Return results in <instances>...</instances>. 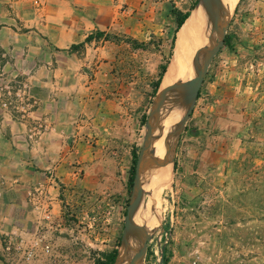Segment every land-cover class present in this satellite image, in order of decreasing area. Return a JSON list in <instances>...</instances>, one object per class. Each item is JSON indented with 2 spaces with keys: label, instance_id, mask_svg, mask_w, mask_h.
Instances as JSON below:
<instances>
[{
  "label": "rangeland",
  "instance_id": "obj_1",
  "mask_svg": "<svg viewBox=\"0 0 264 264\" xmlns=\"http://www.w3.org/2000/svg\"><path fill=\"white\" fill-rule=\"evenodd\" d=\"M199 2L114 0L116 12L83 13L88 24L53 26L54 40L71 30L62 44L46 34L51 26L21 25L24 40L12 36L13 45L0 46V105L27 124V138L45 160V179L53 181L46 185L60 222L57 229L37 217L15 222L5 251L20 232H27V245L40 230L53 251L39 246L27 261L24 249L14 248L9 252L22 254L14 259L96 264L103 252L120 248L133 154L174 64L176 13L192 14ZM233 6L231 41L210 66L173 162L146 176L135 219L136 236L147 244L144 264H164L166 257L167 264H264V0ZM43 105L49 109L41 111ZM185 110L164 108L155 149L173 141Z\"/></svg>",
  "mask_w": 264,
  "mask_h": 264
},
{
  "label": "crops",
  "instance_id": "obj_2",
  "mask_svg": "<svg viewBox=\"0 0 264 264\" xmlns=\"http://www.w3.org/2000/svg\"><path fill=\"white\" fill-rule=\"evenodd\" d=\"M113 2L114 0H0V46L7 49L10 44L13 45L12 36L23 41L24 37L19 36L21 25L40 31L51 26L46 34L55 44H62L63 39L72 36V32L70 30L65 36L61 34L60 38L54 40L52 34L57 35L58 31L50 32L53 26L55 29H64L66 25L71 27L70 24H88L83 13L116 12L117 6ZM54 21L57 26L53 24ZM41 109L46 111L49 107L43 105ZM27 127L24 121L0 105V264H26L14 259L21 258V253L4 250L7 235L15 222L27 223L33 217L38 218L30 209L29 188L38 182L53 183L45 179V174L48 173L45 160H42L39 150L29 142Z\"/></svg>",
  "mask_w": 264,
  "mask_h": 264
},
{
  "label": "water",
  "instance_id": "obj_3",
  "mask_svg": "<svg viewBox=\"0 0 264 264\" xmlns=\"http://www.w3.org/2000/svg\"><path fill=\"white\" fill-rule=\"evenodd\" d=\"M200 4L211 20L212 25L203 45L198 51V64L194 67L188 82L176 81L160 88L153 101L146 121L143 144L135 165L121 246L118 249V256L114 264H120L121 262L122 264H144L147 244L142 241L140 236H136L135 219L142 208L146 176L162 171L173 162L182 133L192 116L210 66L215 56L226 43L229 13L228 8L224 6L223 0H200L198 6ZM181 104L186 106V110L173 132L172 137L174 139L165 146V153L162 156H157L154 154L157 143L154 137L161 123L163 110L169 105L177 106ZM134 237L140 240L141 249L132 247Z\"/></svg>",
  "mask_w": 264,
  "mask_h": 264
},
{
  "label": "bare ground",
  "instance_id": "obj_4",
  "mask_svg": "<svg viewBox=\"0 0 264 264\" xmlns=\"http://www.w3.org/2000/svg\"><path fill=\"white\" fill-rule=\"evenodd\" d=\"M235 1L236 0H223L228 10L233 9L232 7H234L233 5ZM207 24H208V16L204 8L200 4V6L196 7L193 10V13L190 15V17L187 19V21L185 22V24L179 31V36L177 39V45H176L175 54L173 58L174 64L169 68V73L171 74L168 73L169 75H167L163 79L161 86L163 87L167 86L168 84L176 82L180 78L181 79L178 81L188 82L194 70V67L197 65V60L199 57L198 55L199 48L203 45L207 37V34L210 31V28L212 25V22L210 19H209L210 27ZM187 64H191V65H187ZM174 110L171 116L168 117L169 119L166 122L170 126H171L170 122L174 121V116L180 109L176 107ZM165 134L163 135L166 136ZM164 149L165 147L164 145H162L161 147H158L157 149L154 150V154L157 156H162L165 152L162 154L158 152H161ZM139 213L136 216L137 222L140 221ZM132 242H133L132 247L137 249L138 248L137 243L134 240ZM120 264H122V262Z\"/></svg>",
  "mask_w": 264,
  "mask_h": 264
},
{
  "label": "built area",
  "instance_id": "obj_5",
  "mask_svg": "<svg viewBox=\"0 0 264 264\" xmlns=\"http://www.w3.org/2000/svg\"><path fill=\"white\" fill-rule=\"evenodd\" d=\"M4 105L6 106V103ZM28 201L32 211L37 214L40 221L49 223L51 228H58L60 222L59 220H55L54 197L51 195L48 185L43 183L32 185L28 190ZM40 231H36L33 234L32 241L27 245H25V234H27V232H20L19 235H21V237L18 243L14 246L12 239H10L6 246V250L11 251L14 248L17 250L24 249V257L27 261H30L35 257L36 250L39 246H41L46 254L51 255L53 251L52 244Z\"/></svg>",
  "mask_w": 264,
  "mask_h": 264
},
{
  "label": "trees",
  "instance_id": "obj_6",
  "mask_svg": "<svg viewBox=\"0 0 264 264\" xmlns=\"http://www.w3.org/2000/svg\"><path fill=\"white\" fill-rule=\"evenodd\" d=\"M191 15V11H187L185 13H182V12H179L176 13V22H177V26H176V33L183 27V25L185 24V22L187 21V19L190 17ZM231 41V38L230 36H227V39H226V44L230 43ZM167 65H165L162 69V73L160 75V80L162 81L163 79V76L165 74V72L167 71ZM161 81L158 83V86L156 88V91H158L160 85H161ZM137 158H138V153L137 151H134V154H133V165H132V169H131V177H130V180H129V183L130 185L132 186L133 185V178H134V174H135V164H136V161H137ZM118 249H114L110 252H103L102 255H103V259H98L96 264H114L116 259H117V256H118ZM168 258L166 257L164 259V264H167L168 262Z\"/></svg>",
  "mask_w": 264,
  "mask_h": 264
}]
</instances>
